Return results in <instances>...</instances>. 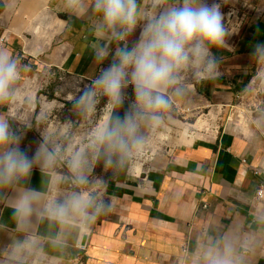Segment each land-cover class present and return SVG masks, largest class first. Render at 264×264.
Returning a JSON list of instances; mask_svg holds the SVG:
<instances>
[{"label": "crops", "instance_id": "1", "mask_svg": "<svg viewBox=\"0 0 264 264\" xmlns=\"http://www.w3.org/2000/svg\"><path fill=\"white\" fill-rule=\"evenodd\" d=\"M60 4L61 0H0V50L25 69L19 90L32 85L41 69L90 79L108 63L94 61V17L77 18ZM259 41H264V12L237 41L230 61L218 62L229 74L232 95L245 88L248 98L264 97V87L256 88L264 72L252 76L253 65L263 63L252 55ZM204 89L198 88L200 93ZM252 112L251 122L237 124L214 141L198 137L151 172L115 180L106 188L108 209L86 229L68 232L61 248L49 242L58 229L47 221H34L31 231L43 251L30 254L26 264H204L208 248L223 252L226 246L234 264H264V199L257 196L264 188V131L256 123L255 106ZM0 114L8 116L14 129L19 124L11 104L0 106ZM54 178V173L34 167L26 183L0 189V264H11V247L23 239L13 219L19 188L44 192Z\"/></svg>", "mask_w": 264, "mask_h": 264}, {"label": "clouds", "instance_id": "2", "mask_svg": "<svg viewBox=\"0 0 264 264\" xmlns=\"http://www.w3.org/2000/svg\"><path fill=\"white\" fill-rule=\"evenodd\" d=\"M60 6L77 18L94 17V61L108 63L72 99V108L90 125L87 142L79 148L65 147L48 133L29 155L22 147L20 131L12 127L7 115L0 114V189L26 183L36 166L49 175L60 162L68 170V175L55 177L47 191L19 188L13 219L23 239L11 247V264H26L30 254L42 253L31 231L34 221L55 226L58 230L49 242L61 248L68 232L86 229L108 209L101 194L88 187L95 164L104 159L110 166L114 158L124 163L137 154L146 142L141 128L163 126L170 90L182 91L176 87L181 74L191 70L199 78H214L218 73L212 49L225 43L223 14L207 0H165L160 11H146L139 0H61ZM252 55L264 62V41L254 45ZM24 70L17 59L0 50V106L17 100ZM129 87L135 102L119 114ZM99 97L107 102L96 119ZM71 128L70 122L65 123L57 135L67 137ZM60 184L70 188L62 191ZM202 259L204 264H234L229 246L223 252L210 247Z\"/></svg>", "mask_w": 264, "mask_h": 264}, {"label": "rangeland", "instance_id": "3", "mask_svg": "<svg viewBox=\"0 0 264 264\" xmlns=\"http://www.w3.org/2000/svg\"><path fill=\"white\" fill-rule=\"evenodd\" d=\"M140 2L146 11H160L165 0ZM207 2L216 4L223 14L225 43L218 49H212V55L217 60L218 75L212 79H204L197 77L191 70L182 73L180 83L176 86L182 88V91L177 94L175 89L170 90V108L164 114L163 126L158 129L146 126L141 128V134L146 137L144 147L124 163H119L114 158L110 166L105 164L104 159L95 164L89 175L88 187L99 192L103 201L106 200L107 186L113 184L115 180L124 179L125 174L139 177L144 171L151 172L163 161L167 162L182 144L189 146L198 137L211 142L224 132L236 128L237 124L248 119L251 122L253 106L257 112L256 123L264 131V97L256 95L248 98L245 88L240 89L239 94L232 95L229 74H226L225 69L218 64L220 60L227 58L226 62L230 61L237 41L263 14L264 0H207ZM138 34L139 30L129 40L133 42ZM41 70L40 76L30 81L32 85H26L32 93H27L26 86L21 88L17 100L11 104L14 107L15 121L19 123L15 125V130L20 131L22 135V147L31 155L43 141L44 135L51 133L56 137L57 143L65 147L72 144L79 148L87 142L90 125L72 108V99L93 78L76 77L54 69ZM259 71L264 72V62L253 65L252 76ZM256 82L257 89L264 87V80L258 79ZM215 83H219V88L216 90L218 93L213 94ZM202 85L206 93L210 90L209 94L204 93V90L200 93L198 88ZM99 101L96 119L102 115L107 102L104 97H99ZM134 102V93L129 87L119 114L129 110ZM68 122L72 124L68 136H58L62 126ZM160 156H164V159L161 160ZM53 173L55 177H60L68 175V170L63 162H60ZM59 188L62 191L68 190L70 185L60 184Z\"/></svg>", "mask_w": 264, "mask_h": 264}, {"label": "built area", "instance_id": "4", "mask_svg": "<svg viewBox=\"0 0 264 264\" xmlns=\"http://www.w3.org/2000/svg\"><path fill=\"white\" fill-rule=\"evenodd\" d=\"M257 174H259V173L257 172ZM257 196H258V198H259L260 200H263V199H264V188H263V187L260 188V190L258 191Z\"/></svg>", "mask_w": 264, "mask_h": 264}, {"label": "water", "instance_id": "5", "mask_svg": "<svg viewBox=\"0 0 264 264\" xmlns=\"http://www.w3.org/2000/svg\"><path fill=\"white\" fill-rule=\"evenodd\" d=\"M85 244H86V239L84 238V241H83V246H85Z\"/></svg>", "mask_w": 264, "mask_h": 264}]
</instances>
